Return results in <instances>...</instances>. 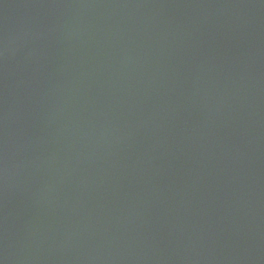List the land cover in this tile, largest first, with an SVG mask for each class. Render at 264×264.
I'll use <instances>...</instances> for the list:
<instances>
[{"label": "water", "instance_id": "obj_1", "mask_svg": "<svg viewBox=\"0 0 264 264\" xmlns=\"http://www.w3.org/2000/svg\"><path fill=\"white\" fill-rule=\"evenodd\" d=\"M0 264H264V0H0Z\"/></svg>", "mask_w": 264, "mask_h": 264}]
</instances>
